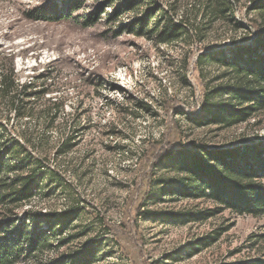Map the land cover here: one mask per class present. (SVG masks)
<instances>
[{
    "label": "rangeland",
    "instance_id": "374dc122",
    "mask_svg": "<svg viewBox=\"0 0 264 264\" xmlns=\"http://www.w3.org/2000/svg\"><path fill=\"white\" fill-rule=\"evenodd\" d=\"M108 1L85 0L72 17L48 21L32 12L42 5L67 8L69 0H0V68L12 64L19 83L35 78V89H50L25 100L21 113L0 99V153L20 141L24 149L6 156L39 161L41 177L36 195L13 213L0 205V223L10 216L21 223L28 210L72 216L66 226L48 232L47 248L17 264H67L66 256L88 247L95 249L91 264L264 259V214L239 215L207 196L174 192L172 166L155 169L152 160V145L165 149V139L219 148L264 141V106L237 123L211 121L204 110L208 95L210 103L235 104L229 90L236 78L214 57L197 60L201 53L250 44L263 26L260 0H235L242 26L224 16L202 25L203 0H154L177 20L203 28L201 38L192 29L188 41L169 43L127 29L146 3L112 17L125 0ZM93 13L97 22L85 25ZM119 27L124 31L115 35ZM168 100L184 112L166 110ZM208 236L214 240H204Z\"/></svg>",
    "mask_w": 264,
    "mask_h": 264
},
{
    "label": "trees",
    "instance_id": "16d2710c",
    "mask_svg": "<svg viewBox=\"0 0 264 264\" xmlns=\"http://www.w3.org/2000/svg\"><path fill=\"white\" fill-rule=\"evenodd\" d=\"M84 2L85 0H69L67 8L42 5L32 13L41 20H61L72 17ZM202 2H204L202 25L207 18L208 22L212 23L224 16L231 17L237 26H242L236 19L235 0ZM142 3H146L148 8L133 24L127 26L130 32L154 37L159 43H169L183 38L188 41L192 38V29L201 38L203 30L199 27L201 25L197 24L195 27L186 19L177 20L174 13L156 5L154 0H125L115 7L112 17L120 15L125 10L136 9ZM258 4L263 26L250 44H237L230 49L223 48L216 53L209 51L198 56L199 63L214 57L223 66L229 67L236 78V87L229 90L235 104L210 103L208 95L204 110L213 122L233 124L247 120L260 106H264V0H260ZM96 16L94 13L87 15L83 23L87 26L95 24L98 20ZM119 28L115 35L124 31V27ZM186 67L189 68V65ZM4 68V65L0 68V99H7L16 112L26 110L28 103L25 100L28 98L45 95L50 90L48 85H42L39 90L35 89L33 82L35 78L21 84L12 64L9 68ZM164 108L171 112H184V109L178 107L173 100L165 101ZM175 122L174 119L170 121L171 130L174 129L172 125L175 126ZM2 127L4 125L0 123V128ZM3 136L4 133H0V140ZM165 144L167 145L165 149L160 147L157 149V144L152 145L154 150L152 160L155 169L163 164L172 166L176 172L177 187L173 189L174 192H182L184 196H207L218 208L230 209L239 215L264 214V141L220 148L177 146L169 139H165ZM22 149L24 146L21 142L13 140L6 146L5 152L0 153V205L9 210V213H13L17 206L35 196L40 186L41 177L37 173L40 168L37 167L39 161L34 162L26 156L20 159L6 156ZM13 160L15 163L12 164ZM28 167H32L31 172L26 175L19 174L12 179L11 172ZM153 180L152 178L150 182ZM70 220H72L70 211L48 213L28 210L25 212V218L18 224L11 216L7 217L5 222L0 223V264H17L22 256L29 257L33 252L47 248L50 245L48 232L53 234L57 225L64 227ZM43 225L46 227L43 228ZM208 238L214 240V237L210 236L204 240ZM211 241H206L205 244ZM94 251L95 249L88 247L81 253L66 256L65 262L91 264L96 259ZM235 264H264V259Z\"/></svg>",
    "mask_w": 264,
    "mask_h": 264
}]
</instances>
